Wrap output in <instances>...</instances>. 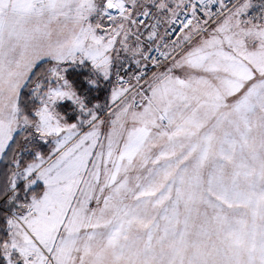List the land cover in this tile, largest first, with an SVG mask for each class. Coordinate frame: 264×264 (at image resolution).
I'll list each match as a JSON object with an SVG mask.
<instances>
[{"label":"snow or ice","instance_id":"6c2138e0","mask_svg":"<svg viewBox=\"0 0 264 264\" xmlns=\"http://www.w3.org/2000/svg\"><path fill=\"white\" fill-rule=\"evenodd\" d=\"M0 264H264V0H0Z\"/></svg>","mask_w":264,"mask_h":264}]
</instances>
